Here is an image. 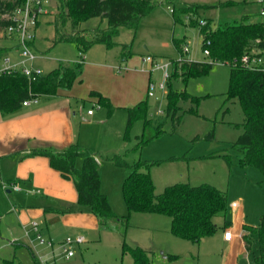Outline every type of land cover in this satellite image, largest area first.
<instances>
[{"label": "rangeland", "instance_id": "obj_1", "mask_svg": "<svg viewBox=\"0 0 264 264\" xmlns=\"http://www.w3.org/2000/svg\"><path fill=\"white\" fill-rule=\"evenodd\" d=\"M155 1V7L136 29L119 28L112 48L95 43L84 52L82 75L69 91L78 102L77 132L86 141L75 142L97 154L103 192L120 219L114 222L119 230L100 226L90 231L67 230L62 222L56 220L52 224L45 216L30 218L39 222L43 237L54 242L53 246L42 244L35 232H27V224L14 210L20 203H26L22 202L23 195L0 177V264L13 258L20 264H133L132 254L123 250L124 241L146 249L154 264H256L258 243L255 241L248 252L232 247L224 239L223 216L215 218L219 227L213 234L194 242L172 233L168 215L128 209L123 182L131 170L116 165L112 159L115 155H121L130 164L139 160L160 161L150 168L157 193L177 182L210 183L226 189L229 202L237 199L242 202L245 222L259 224L264 214V175L256 166L242 165L243 153L233 147L244 130L242 125L236 124L243 123L245 116L240 101L228 99L231 66L216 62L209 72L185 79L180 69L176 71L179 59H207L199 25H191L187 15L183 16V22H175L169 9L174 3ZM229 1L235 3L225 4ZM185 2L215 5L200 9L197 16L199 20L211 22L213 27L243 19L264 21L261 14L264 3L258 0H176L175 7ZM44 8L46 11L41 15L33 41L37 55L33 63L45 74L62 63L73 64L82 56L76 43L54 41L59 0L44 1ZM98 21L94 18L82 25L88 37L92 36ZM66 31L70 32L69 25ZM175 39L180 40V46ZM15 44V37L0 31V45ZM10 55L18 57V50L13 49ZM147 55L153 57V61L146 60ZM165 64L169 73L165 89L156 87L152 89L154 94L149 95L150 83L164 80L165 70L161 66ZM93 89L110 100L111 111L98 96L91 95ZM170 90L187 91L197 100L180 99L176 111L168 113ZM145 99L148 117L153 126H160L161 133L137 147L138 137L144 132V119H136L126 137L128 107ZM90 109L95 116L88 115ZM102 117H105L103 122L90 121ZM78 160L83 162L82 157ZM227 218L235 220V211L230 206ZM79 234L86 237V242H73L69 246L73 255L67 257L61 241L68 235ZM169 254L177 257L172 259Z\"/></svg>", "mask_w": 264, "mask_h": 264}, {"label": "trees", "instance_id": "obj_2", "mask_svg": "<svg viewBox=\"0 0 264 264\" xmlns=\"http://www.w3.org/2000/svg\"><path fill=\"white\" fill-rule=\"evenodd\" d=\"M26 0H0V31L6 30L15 22L11 18L14 10ZM235 2H225L227 5ZM156 5L155 0H59L60 12L55 21V42L71 41L76 43L81 52L87 51L93 44H104L112 48L115 36L121 26L137 28L141 19ZM215 5L189 3L174 8L175 22H183V16L190 18L191 25H199L202 34V48L209 50L206 60H192L182 57L177 61L180 74L187 79L209 72L216 62L231 66L228 99L237 98L242 106L245 119L236 124L244 127L243 132L233 143V147L243 153L241 164L256 166L264 175V68L247 67L242 62L245 53L264 49V21L243 19L225 22L213 27L211 22L200 24L199 10ZM97 18L99 21L88 37L82 25ZM41 20V18H40ZM40 20L38 25L40 24ZM69 25L70 32L66 31ZM209 41V42H208ZM180 46V40L175 39ZM36 48L35 42H32ZM126 47V45H124ZM14 48L0 45V53ZM82 56V55H81ZM84 56L73 64H60L51 71L31 80L20 71L0 75V111L3 115L17 111L23 101L43 94H59L69 90L83 72ZM178 74V73H177ZM92 96L110 111L113 104L98 90H91ZM180 99L197 100L187 91L170 90L168 93V113L175 112ZM147 99L128 107L126 137H129L134 121L144 119V132L137 147L143 146L161 133L160 126H153L147 114ZM27 156L43 155L50 160L52 167L59 170L65 178L75 181L78 202L88 206L98 217L101 228L119 230L114 224L120 220L114 212L106 193L101 189L100 162L97 154L89 147L75 142L61 151L50 147H35ZM83 158L82 167L76 161ZM118 166L130 168L129 175L123 182V194L130 212H157L171 217V231L178 237L200 242L202 237L213 234L218 224L215 218L224 217V228L231 226L227 218L229 210L228 191L210 183L193 185L177 182L168 185L162 192H156V184L150 173L158 160H139L130 164L121 155H115ZM243 239L250 251L256 241L259 253L255 255L256 264H264V214L258 225L244 224ZM123 250L133 256V264H154L149 252L143 247L123 242ZM174 259L176 254H169ZM4 264H20L13 259H6Z\"/></svg>", "mask_w": 264, "mask_h": 264}, {"label": "crops", "instance_id": "obj_3", "mask_svg": "<svg viewBox=\"0 0 264 264\" xmlns=\"http://www.w3.org/2000/svg\"><path fill=\"white\" fill-rule=\"evenodd\" d=\"M167 1L174 3L175 7L176 0ZM69 91L70 89L55 95H39L37 101L22 105L17 111L7 115L0 111V177L1 180L9 181L8 186H19L17 192L23 195L22 202L26 203H20L14 210L27 227L30 218L43 216L52 224L56 223V220L62 222L67 230L90 231L100 226L98 217L91 209L79 204L73 179L65 178L59 170L52 167L47 156L25 155L35 147H50L61 151L75 141L86 142L77 132L78 102L74 93ZM88 115L95 116V112ZM104 120L105 117L100 120L93 118L90 121L96 123ZM82 164V160L77 159V167ZM101 189L105 192L103 180ZM229 206L235 211V220H231V226L225 229H231L233 236L226 239L224 232V239L229 241L232 247L236 246L248 252L242 235L244 224L250 223L244 221L243 204L237 199L229 202ZM255 222L251 225H258L257 221Z\"/></svg>", "mask_w": 264, "mask_h": 264}, {"label": "built area", "instance_id": "obj_4", "mask_svg": "<svg viewBox=\"0 0 264 264\" xmlns=\"http://www.w3.org/2000/svg\"><path fill=\"white\" fill-rule=\"evenodd\" d=\"M44 1L48 0H26L24 4L18 6L11 18L15 22L14 24L10 25L6 30H2L1 32L4 35H7L11 38L15 37L16 44L12 45L14 49L18 50V57L12 58L11 51L1 54L0 53V75L13 73L16 71H20L25 74L29 79L34 80L41 75H44L42 69L38 65H34L33 60L36 58V52L31 45L36 37V29L38 27L39 20L41 15L46 11L44 8ZM264 3V0H258ZM174 6H170V10L174 11ZM261 14L264 15V5L261 10ZM200 24H206L207 20L201 18ZM209 42V41H208ZM187 47L185 50L187 51ZM82 56H84L83 52H80ZM205 53L208 54L209 50L206 49ZM148 61H153V57L147 55L145 57ZM242 62L247 67H263L264 68V49L262 50H253L251 53H245L242 56ZM165 70L164 80L159 82L158 84H154L153 82L150 83V90L149 95H153L152 89L158 87L160 89H165V79L169 77V73L167 71L168 64L161 66ZM38 97H32L23 101V105H28L32 101H37ZM89 114L93 113V110L90 109L88 111ZM15 188H19L17 184H14ZM27 232H35L37 239L42 244H48L53 246V241L47 240L43 237L41 233L40 224L37 220H33L29 222V226L27 227ZM233 236V232L231 229L225 230V238L231 239ZM86 240L85 236L79 234L77 236L68 235L63 241H61V245L66 251V256L70 257L73 255V251L70 249V245L73 242L78 244L83 243Z\"/></svg>", "mask_w": 264, "mask_h": 264}, {"label": "water", "instance_id": "obj_5", "mask_svg": "<svg viewBox=\"0 0 264 264\" xmlns=\"http://www.w3.org/2000/svg\"><path fill=\"white\" fill-rule=\"evenodd\" d=\"M205 239V237H202V239L201 240H204Z\"/></svg>", "mask_w": 264, "mask_h": 264}]
</instances>
